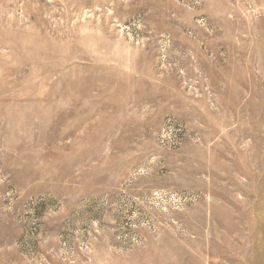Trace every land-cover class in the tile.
<instances>
[{
    "label": "rangeland",
    "instance_id": "374dc122",
    "mask_svg": "<svg viewBox=\"0 0 264 264\" xmlns=\"http://www.w3.org/2000/svg\"><path fill=\"white\" fill-rule=\"evenodd\" d=\"M0 264H264V0H0Z\"/></svg>",
    "mask_w": 264,
    "mask_h": 264
}]
</instances>
